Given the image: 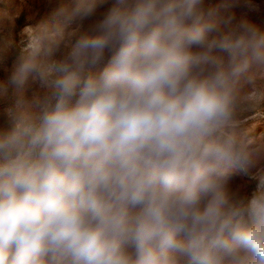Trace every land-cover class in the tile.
I'll list each match as a JSON object with an SVG mask.
<instances>
[{
	"label": "clouds",
	"instance_id": "9594fccd",
	"mask_svg": "<svg viewBox=\"0 0 264 264\" xmlns=\"http://www.w3.org/2000/svg\"><path fill=\"white\" fill-rule=\"evenodd\" d=\"M259 7L60 0L0 79V264H264Z\"/></svg>",
	"mask_w": 264,
	"mask_h": 264
},
{
	"label": "rangeland",
	"instance_id": "374dc122",
	"mask_svg": "<svg viewBox=\"0 0 264 264\" xmlns=\"http://www.w3.org/2000/svg\"><path fill=\"white\" fill-rule=\"evenodd\" d=\"M220 0H209L217 4ZM256 11L234 8L233 23L243 16L264 29V0ZM60 0H0V79H6L18 57L25 54L29 34L43 22H51L50 14ZM35 89V86H34ZM254 97L249 99L248 97ZM10 100H0V125L5 123V109ZM236 120L242 134L260 137L264 135V76L255 84H244L237 102ZM264 167V164L261 165ZM234 186L242 188V195L250 196L256 180L251 175L237 174Z\"/></svg>",
	"mask_w": 264,
	"mask_h": 264
}]
</instances>
